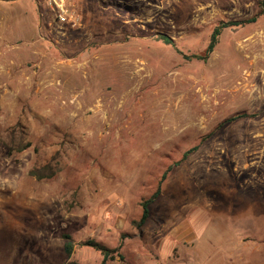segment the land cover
I'll return each instance as SVG.
<instances>
[{"label":"rangeland","instance_id":"374dc122","mask_svg":"<svg viewBox=\"0 0 264 264\" xmlns=\"http://www.w3.org/2000/svg\"><path fill=\"white\" fill-rule=\"evenodd\" d=\"M261 2L0 0V264H264V14L186 57Z\"/></svg>","mask_w":264,"mask_h":264},{"label":"trees","instance_id":"16d2710c","mask_svg":"<svg viewBox=\"0 0 264 264\" xmlns=\"http://www.w3.org/2000/svg\"><path fill=\"white\" fill-rule=\"evenodd\" d=\"M261 3H262V9L258 14L252 15V16H250L248 18H244V19L229 20L226 22H222L220 25L216 26L214 28L212 34H211V39H210V42H209L207 48L205 49V52L202 54L187 55L186 57H188V58L195 57V58H202V59L207 58V56L214 50L216 44L218 43L219 36L221 35L222 31L225 28L231 27V26H245L247 24L256 22L259 18V15L264 14V0H262ZM160 38L163 39V41L167 44L175 45L173 38L167 34H160ZM237 116L238 115L231 116V117L227 118V121L234 120ZM29 145H30L29 142H24L23 140H20L18 142V145L16 146L17 147L16 149L18 151H22V150L26 149ZM197 148H198V145H195V146L189 148L188 150H186L184 152L181 160L170 165L165 170V172L162 174V177L159 181V184H158L156 190L151 194V196L149 198H146V199L141 201V205H142L141 216L138 220L134 221L135 225L138 228H141L145 224V222L148 220V218L150 217V205L160 195L161 185H162L163 181L167 178L168 172L171 171L173 169V167L179 165L184 159H186L188 157V155L190 153L195 151ZM30 173L38 179H42L45 177L50 178L55 174V169H54L53 164L46 163L42 166H37V167L31 169ZM65 237L67 238V240L65 241L64 248H65L66 253L68 255H71L74 251L75 244H74L73 240L71 239L70 234H66ZM80 244L90 245L93 248L100 251L102 256H103L100 264H108V262L113 261L117 258L121 261V264H133L130 261H128L126 259L125 255L120 251L121 244H119L117 247H109V246H106V245L102 244L101 242H99L95 239H88L86 241H81Z\"/></svg>","mask_w":264,"mask_h":264},{"label":"built area","instance_id":"2783aa9c","mask_svg":"<svg viewBox=\"0 0 264 264\" xmlns=\"http://www.w3.org/2000/svg\"><path fill=\"white\" fill-rule=\"evenodd\" d=\"M81 2L82 0H46L47 5L55 14L56 21L71 27L82 24Z\"/></svg>","mask_w":264,"mask_h":264}]
</instances>
